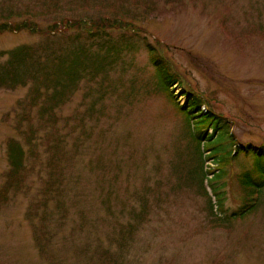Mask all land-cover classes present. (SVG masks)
Wrapping results in <instances>:
<instances>
[{
  "label": "rangeland",
  "instance_id": "374dc122",
  "mask_svg": "<svg viewBox=\"0 0 264 264\" xmlns=\"http://www.w3.org/2000/svg\"><path fill=\"white\" fill-rule=\"evenodd\" d=\"M86 1L64 13L117 14L125 30L141 31L173 61L180 82L172 90L203 95L204 110L221 114L236 140L253 150L234 154L226 127L208 130L183 110L186 96L180 104L160 82L145 43L127 38L131 52L108 77L83 81L57 110L56 126L34 136L26 187L0 205V264H102L106 248L120 254L119 264H264V196L246 216L215 225L188 174L221 167L223 176L212 183L219 179L214 190L225 191L231 214L244 204L237 176L264 169V153L256 150L264 145V0H105L104 7ZM39 2L0 0L33 10ZM50 18L37 20L47 26ZM38 39L26 30L5 32L0 50ZM28 96L29 86L0 90V187L8 140L29 151L23 131L40 124ZM50 182L59 195L46 193ZM143 205L146 218L137 222ZM132 226L120 249L116 239Z\"/></svg>",
  "mask_w": 264,
  "mask_h": 264
},
{
  "label": "trees",
  "instance_id": "16d2710c",
  "mask_svg": "<svg viewBox=\"0 0 264 264\" xmlns=\"http://www.w3.org/2000/svg\"><path fill=\"white\" fill-rule=\"evenodd\" d=\"M39 3L41 7L38 10H33L29 6L21 9L15 4L0 3V34L26 30L40 37L35 41L0 50V90H15L29 86L27 102L31 108H37L40 121L37 126L29 122L27 130L23 131L29 151L16 138L12 137L7 142L6 156L9 168L0 187V205L9 200L11 192L16 193L26 187L28 159L30 156L35 157L36 154L34 152L36 143L33 139L37 131L56 126L57 110L71 101L83 81H94L100 76L107 78L124 56L131 52V48L123 42L134 36L140 37L145 43L144 46L149 53L151 63L156 68L160 82L171 92L174 99L181 104V96H186V101L180 105L183 110L190 111L195 119L206 123L208 130L215 126L226 127L227 135L233 140L234 154L241 149L246 152L253 150L251 144L244 145L236 140L234 133L230 132L231 127L221 114L215 113L211 108L204 110L203 106L206 104L203 95L193 88H185L180 95L173 91L172 88L180 82V75L173 69L172 60L166 55H161L157 47L149 43L147 36L142 35L141 31L125 30L127 24L117 17V14L95 18L85 13L78 15L64 13L66 6L68 9L84 7L88 3L86 0H40ZM99 4L104 7L105 0H100ZM108 8L112 9L111 5ZM37 18H50L52 22L42 26ZM116 28L121 29L119 34L112 33ZM259 28H262V25H259ZM47 133L50 134L49 131ZM61 139L62 136L57 135L54 148L58 147ZM256 150L264 153V145ZM52 153V159L55 160L56 152ZM216 160L220 163L219 159ZM206 167L204 165L202 168L194 167L189 170V185L200 193L202 191L201 194L205 196L207 203L206 210L215 225L221 224V221L230 223L232 218H242L251 210L258 208L261 196H264V169L260 170V173L245 170L237 176L244 191V204L240 209L229 214L224 209L225 191L221 189L222 195L219 193L217 195L214 190L215 186L218 192L219 179L217 186L212 183L216 177L223 176V171L221 167L218 171L216 168ZM54 185V182H50L46 193L51 191L59 195L60 191ZM197 185L200 188H197ZM208 187L211 188L212 193ZM62 206V203L58 204L59 208ZM142 208L137 211V222L138 220L143 222L146 218L147 208L145 205ZM134 228L135 226L126 227L127 232L125 229L121 237L116 239L120 249L132 236ZM119 255L109 248L103 249L102 264H119Z\"/></svg>",
  "mask_w": 264,
  "mask_h": 264
}]
</instances>
